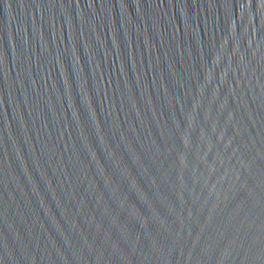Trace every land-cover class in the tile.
Masks as SVG:
<instances>
[{
    "label": "water",
    "instance_id": "water-1",
    "mask_svg": "<svg viewBox=\"0 0 264 264\" xmlns=\"http://www.w3.org/2000/svg\"><path fill=\"white\" fill-rule=\"evenodd\" d=\"M0 264H264V0H0Z\"/></svg>",
    "mask_w": 264,
    "mask_h": 264
}]
</instances>
